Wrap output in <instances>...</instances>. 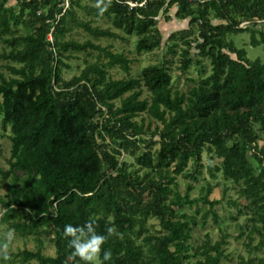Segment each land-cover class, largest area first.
I'll use <instances>...</instances> for the list:
<instances>
[{"label": "trees", "instance_id": "16d2710c", "mask_svg": "<svg viewBox=\"0 0 264 264\" xmlns=\"http://www.w3.org/2000/svg\"><path fill=\"white\" fill-rule=\"evenodd\" d=\"M15 1L0 0V60L8 72H0V127L10 143L0 167V227L24 246L0 260L83 264L63 228L95 219L96 232L107 236L100 258L111 252L103 264H222L232 233L215 206L225 200L236 209L228 211L232 219L245 215L232 235L246 254L236 264H264V61L227 37L248 31L251 45L264 44L257 27L264 0H68L64 11V0ZM172 9L188 25L162 43L158 23ZM104 18L109 27L98 23ZM112 28L135 36L137 53L179 48L178 79L169 59L132 76L127 54L101 42L125 38ZM75 30L86 38L70 36ZM78 53L84 66L67 79L63 71ZM192 65L197 77L188 75ZM115 66L126 77L112 78ZM181 76L193 84L179 88ZM151 120L159 125L151 128ZM203 153L218 161L206 166L210 177L220 172L235 198L225 185L221 198L212 197L210 181L191 196ZM178 176L192 180L183 191ZM207 225L217 226V238L210 229L196 235ZM45 240L53 255L44 253Z\"/></svg>", "mask_w": 264, "mask_h": 264}, {"label": "rangeland", "instance_id": "374dc122", "mask_svg": "<svg viewBox=\"0 0 264 264\" xmlns=\"http://www.w3.org/2000/svg\"><path fill=\"white\" fill-rule=\"evenodd\" d=\"M8 4L11 6H14L16 4V1L9 0ZM174 12H175L174 9H172L169 12V14L171 15V19H169L168 21H165L163 18L159 20L158 26L162 32V43H165L166 40H168V36L172 31L184 29L188 25V20L181 21V20L176 19V17L174 16ZM98 23H100V25L103 27H109V25H111L109 20H107L106 18L100 20ZM257 27L258 28L261 27V29L264 30V25H258ZM112 30H115V28H112ZM115 31H119L120 33H122L120 30H117V29ZM123 35L125 37L123 39L101 40V42L103 44H106V43L112 44V48L114 51H123L125 54H127V56L132 60V64L130 67L131 68L130 74L132 76H136L144 66L158 64V63L164 62L166 59H169V61L166 62V65L169 67V71L172 75V78L174 80L178 79L179 76L177 75H179L180 73V70L177 68L179 64L177 62V57L180 52L179 48L177 49V52L175 54L167 52L168 50H167V47L165 46H162V48H159V49L155 48L149 52L147 51V52L137 53L135 50L136 37L129 36V35H127L128 37H126L125 34ZM70 36H72L73 38H77L81 41L86 38V34L81 30L73 31ZM227 37L229 39H233L236 47L245 48L247 52V57L251 59L260 57L264 61V44H259L256 46L251 45L249 42V32L248 31H242L236 34H229ZM178 47L180 46L178 45ZM1 49H2V43L0 41V51ZM77 55H79V58L75 57V59L69 61L71 68L63 71V76L67 79L73 76L74 74L79 73L80 69L84 66L83 54L78 53ZM2 64H3V61L0 60V72H3L5 76H8V72L6 69H4V67H2ZM208 66L209 65H207V68L205 69L206 70L205 73L209 72ZM109 73L114 79L126 77L125 73L121 69H119L117 66H115L114 68H111L109 70ZM188 75L197 77V72L194 69L193 65L190 67L188 71ZM192 84L193 82H190V81L186 82L184 79V76H181L179 78V81L176 82V85L182 89H185L191 86ZM140 116H144V113H142ZM140 116H138L137 119H140ZM146 123H148V119H146ZM155 125H159V122H157L156 120H151V128H153ZM154 148L155 147H153V149ZM9 155H10V143L0 127V167H4V168L7 167V158L9 157ZM121 158H124L128 162H133V157L127 154H125ZM202 162L204 165L202 169V174L198 176V179L196 181H192L190 178H187L184 176L177 177L180 190L183 191L184 188L187 186V184L192 181L193 184L195 185V188L193 189L191 193V196L193 197V196H196V194L198 193V188H199L200 183L210 181L214 184L216 183L213 189V192H212V197H215L217 199L221 198L222 189L225 185L229 188L226 193V196L229 198L230 197L235 198L236 195L234 193L235 188L233 187V184L230 181H225L222 178L220 172L216 173L215 178H211L210 174L208 173V170L206 169V166L208 164L210 163L214 164L218 162L217 159L210 160L209 155H207L206 153H203ZM191 163L192 162L190 161L188 164L189 165L188 168L190 167ZM0 192H3V189H0ZM215 207H216L215 209L219 213L220 218L222 220L221 222L222 225L227 226V230L229 233H232V235H236L238 233L237 225L245 223V215H241L235 220L232 219L228 211L236 215V209L229 207L226 204L225 200L219 203L218 205H216ZM203 208H205L204 205H203ZM189 210L192 211L193 207ZM148 224L153 226L152 227L153 230L159 229L158 221L155 218H150L148 220ZM205 229H210L213 239L217 238L219 234L217 226L210 227L207 225L205 228H198L197 230H195L196 235L202 236L203 232H205ZM232 235L228 237V243L224 247L225 253L229 254L230 259L224 258L222 260V264H236L238 260V254L246 255L244 252V247L242 245V238L236 239ZM23 243L24 241L21 238L15 236L11 231H5L2 227H0V249L16 250L17 248H22L24 246ZM25 245L28 248L34 247V243L30 239L26 240ZM5 246H6V249H5ZM43 251L46 254L53 255L54 247L53 245L49 244L45 240ZM262 255L263 253L261 251L257 252V256H262ZM0 264H4V262L0 260Z\"/></svg>", "mask_w": 264, "mask_h": 264}, {"label": "clouds", "instance_id": "9594fccd", "mask_svg": "<svg viewBox=\"0 0 264 264\" xmlns=\"http://www.w3.org/2000/svg\"><path fill=\"white\" fill-rule=\"evenodd\" d=\"M101 12L104 10L100 9ZM96 220H86L83 225L66 224L63 228V236L67 238V244L72 249V253L75 257H78L83 264H103L105 261L111 260V252L104 250L102 259L101 245L107 239L104 234H98L95 230ZM112 227L107 228L109 235L114 233ZM6 249V246H5ZM4 260L9 259L8 252L3 250L0 252Z\"/></svg>", "mask_w": 264, "mask_h": 264}, {"label": "built area", "instance_id": "2783aa9c", "mask_svg": "<svg viewBox=\"0 0 264 264\" xmlns=\"http://www.w3.org/2000/svg\"><path fill=\"white\" fill-rule=\"evenodd\" d=\"M68 3H69L68 0H64V2L61 3V5L63 6V9H62L63 11H64V10L66 9V7L68 6ZM128 3H129L130 5H134V4H136V3H133V2H131V1H128ZM141 3H143V2H141ZM141 3H140V4H141ZM59 15H60V14H56V18L59 17ZM263 21H264V20H263ZM247 24H248V21H243V22L241 23V26H244V27H245ZM48 38H49V39L51 38V34H50V33L48 34Z\"/></svg>", "mask_w": 264, "mask_h": 264}]
</instances>
